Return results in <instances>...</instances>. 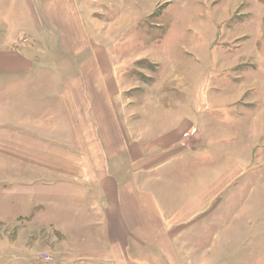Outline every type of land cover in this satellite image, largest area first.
I'll use <instances>...</instances> for the list:
<instances>
[{
  "label": "rangeland",
  "instance_id": "374dc122",
  "mask_svg": "<svg viewBox=\"0 0 264 264\" xmlns=\"http://www.w3.org/2000/svg\"><path fill=\"white\" fill-rule=\"evenodd\" d=\"M93 4L95 9H92L96 15L91 20L96 23L92 22L84 33L91 43L97 45L89 49L87 47L85 51L88 50V54L95 56L86 57L84 60L77 57V63H73L75 60L70 58L69 48L61 42L60 33L57 30L48 31V41L44 38V43L37 49L41 59L46 56V61L39 63V78L25 80L23 85L16 82L14 84H18L19 88L22 85L28 89L40 90L38 96L45 97V93L57 94L51 95V103L55 105L64 93H77V88L88 89V94L92 93V101L102 108V112H98L99 126H96L102 139L100 136L94 138L98 134L97 129L93 131V126L82 127L83 133L79 137L77 126L67 127L65 122L59 121L64 117L59 116L58 112H52L55 120L43 121L47 124L46 127L37 126L38 133L35 134L24 128L0 127V182L25 183L41 178L48 182L54 181L62 177L58 168L64 169V166L77 164V158L73 157V150L77 152V146L90 151L89 147L93 146L90 143L94 140L98 144L99 152L105 153L108 149L106 152L115 154L121 152L123 137L126 145L135 146L136 140H139L137 132L144 127L149 129V125H153V119L161 118L162 112L169 115V112H174L172 108L176 105L189 104L190 106L177 114L185 117L193 115V105L197 116L204 105L208 104L211 106L209 117L214 120V124L222 127L218 130L227 128L226 125L230 129L240 128L238 141L234 143L230 137L228 138L231 141L226 138L224 150L230 155L233 147L236 148L232 158L240 159L243 172L231 183L235 188L225 190L222 194L224 206L227 207L218 208L217 204L213 206L215 211L223 207L226 214L222 217L219 214L207 215L190 224L188 228L199 236L205 233L210 235L208 232L217 230H228V221L239 211L235 220L243 221V234L258 236V246L263 244L264 0H94ZM18 15L14 0H0V32L3 35L12 34ZM108 17L114 18L115 22L118 20V24L123 23L124 29L114 30L115 40L106 47L104 39L110 33V26L101 21ZM21 18L23 26L30 28L26 25L29 18ZM1 26L6 31L1 30ZM29 41L32 42V39ZM14 84L3 81L0 89L12 88ZM9 93L0 95V99L10 97ZM8 100L0 105L3 106L0 108V115L3 117L10 106ZM158 102L166 105L167 111L157 110L155 104ZM227 103L235 105L234 108L221 111L219 107ZM196 108L200 109L199 113ZM38 109L42 110L40 107ZM38 109H34L35 117L44 116L45 112ZM165 120L169 124L174 121L170 117ZM72 129L74 133L71 132ZM90 129L92 133H89ZM44 130H49L56 141L45 142L46 138L41 136ZM133 131L135 134L132 136L130 132ZM213 136V143L220 138L216 131H213ZM132 137L134 140H131ZM221 142L219 147H223ZM194 144L197 147L204 145L201 140ZM151 145L156 147L158 143ZM121 158V155H113L108 161L110 167L121 169L119 176L124 183L146 178L148 192H155L151 188L157 182V193L158 189L163 188L171 193L176 191V194L185 184L178 175L180 170L185 171L184 164L168 165L161 171L155 169L156 167H148V163L150 165L154 162L150 158L145 160V167L142 163L135 164L136 171L133 172L131 165H125V160L122 162ZM93 161L99 167L106 166L102 157ZM235 162L232 160L229 165L238 164ZM40 169H44L46 173L41 174ZM178 194L177 198L180 197ZM159 200L157 198V203ZM176 203L178 205L177 200ZM165 207L169 208L166 205ZM2 208L5 209L4 206ZM14 225L16 224L0 218V257H4L2 261L10 263L21 258H34L32 248L40 235L26 236L15 231ZM148 226L147 219L146 227ZM205 240L194 241L205 243L203 245L206 247L209 239ZM67 247L64 244L58 248L60 252L50 253L52 261H43V264H55L57 259L70 260L66 256ZM260 251L258 249L259 253ZM46 253L39 258L43 260ZM141 254L143 260L152 258L154 264H168L165 255H154L153 249L148 245H145ZM232 255L234 254H220L221 259L217 262L222 264L225 257L226 263L237 264L239 257L242 259L246 256L241 254L236 260H231ZM201 257H193V260L197 259L196 264L201 261ZM247 257L251 258L252 264H262L257 260L255 263L253 254Z\"/></svg>",
  "mask_w": 264,
  "mask_h": 264
},
{
  "label": "crops",
  "instance_id": "0c3cea01",
  "mask_svg": "<svg viewBox=\"0 0 264 264\" xmlns=\"http://www.w3.org/2000/svg\"><path fill=\"white\" fill-rule=\"evenodd\" d=\"M93 1L14 0L19 14L16 23L18 25H13L11 35H3L0 32V83L6 81L23 85L25 80L39 78V63L45 62L46 56L41 59L37 49L44 43L42 40H46L48 31L57 30L60 33L61 42L69 48L70 58L75 60L73 63H77V57L84 60L86 57L95 56L88 54V50L85 51L87 47L89 49L97 45L91 43L84 33L92 22H95L91 20L96 15L92 9H95ZM22 16L29 18L26 25L30 28L23 26L20 20ZM101 22L110 26V33L106 34L104 39L107 47L115 40L114 30L122 31L124 24H118V20L115 22L114 18L109 17ZM1 30L6 31L3 26ZM30 38L32 42L29 41ZM95 40L98 42V39ZM47 44L50 45L48 42ZM18 84L9 89H0V95H7L10 91L9 100L0 99V105L7 100L10 105L4 117L0 115V127L24 128L35 134L38 133L37 126L46 127L47 124L43 121L55 120L52 118V112H58L59 116L64 117H60L59 121L65 122L67 127L77 126L79 137L83 133L82 127L93 126V131L97 129L98 134L94 135V138L100 136L102 139L96 127L99 126L100 120L98 112H102V108L92 101V93L88 94V89L77 88V93L74 94H58L61 97L55 105L51 103V95L57 94L45 93V97L38 96L40 90L28 89L22 85L19 88ZM188 106L190 105H176L172 108L173 113L169 112L168 115L162 112L161 118H154L153 125H149L151 130L144 127L145 129L137 132L140 141L136 140L135 146L126 145V139L123 137L121 152L110 154L111 152H106L108 149L105 153L99 152L98 144L94 140L90 143H93L88 149L90 151L77 146V152L73 150L77 164L64 166V169L58 168L62 177L54 181L48 182L41 178L25 183L0 182V218L16 224L13 226L15 231L26 236L40 235L32 248L34 258H21L8 263L2 261L4 257H0V264H43V260L39 258L41 254H56L58 248L64 244L68 246L66 256L68 255L70 260L57 259L55 264H154L152 258L143 260L141 253L145 245L153 249L154 255H165L168 264H196L197 259L193 260V257L198 255L202 257L197 264H220L217 262L221 259L220 254H234L231 260L246 254L242 259L239 257L237 264H252L247 255L253 254L255 263L257 260L264 264V243L258 246V236L243 234V221L235 220L239 211L228 221V230L208 232L210 235L202 233L203 235L199 236L188 228L190 224L207 215L219 214V217H222L226 214L223 207L227 206H224L222 194L225 190L235 188L231 183L243 172L240 159L232 158L236 148L233 147L231 157L228 151L224 150L226 138L230 137L232 141L228 139L234 143L238 141L240 128L230 129L226 125L227 128L218 130L222 127L214 124V120L209 117L211 106L208 104L204 105L200 113V109L196 108L199 113L197 116L193 105V115L185 117L183 114H177ZM234 106L227 103L219 108L221 111H229ZM155 108L161 112L167 111L168 107L158 102ZM34 109L45 112L44 116L35 117ZM168 117L174 120L170 124L165 120ZM213 131L220 137L215 139L214 143ZM71 132L74 133L73 129ZM89 133H92L91 129ZM134 134V131L130 132V135ZM41 136L46 138L45 142L56 141L51 137L49 130L42 131ZM133 138L131 140H134ZM200 140L204 145L195 146L194 143ZM219 141H222L223 147H219ZM154 143H158V146L152 147L151 144ZM113 155H121V161L125 160L128 167L131 165L133 172L136 171L135 164L142 163L145 167V160L150 158L154 162L150 165L148 163V167H156L155 169L161 171L168 165L184 164L185 171L180 170L181 173L178 174L180 179L185 181L184 186L180 187L181 193L177 192L180 197L177 198L176 191L171 193L163 188L158 189L157 193V182H154L155 186L151 188L155 192H148L146 178L124 183L119 176L121 169L109 166L108 159ZM99 157L105 160V167H99L93 161ZM232 160L238 163L237 166L229 165ZM39 172L46 173L44 169ZM157 198H160L159 203ZM215 204L218 208L223 207L215 211ZM180 227L182 229H179ZM196 239L209 241L204 247L205 243L200 244L199 241H194ZM258 249L261 250L260 253ZM216 255L218 256L215 257ZM223 260L225 261L222 264H229L226 263L225 257Z\"/></svg>",
  "mask_w": 264,
  "mask_h": 264
},
{
  "label": "built area",
  "instance_id": "2783aa9c",
  "mask_svg": "<svg viewBox=\"0 0 264 264\" xmlns=\"http://www.w3.org/2000/svg\"><path fill=\"white\" fill-rule=\"evenodd\" d=\"M43 261L44 262H51L52 261V258H51V256L50 255H47V253L44 255V257H43Z\"/></svg>",
  "mask_w": 264,
  "mask_h": 264
}]
</instances>
